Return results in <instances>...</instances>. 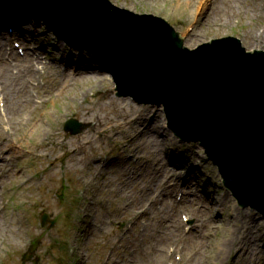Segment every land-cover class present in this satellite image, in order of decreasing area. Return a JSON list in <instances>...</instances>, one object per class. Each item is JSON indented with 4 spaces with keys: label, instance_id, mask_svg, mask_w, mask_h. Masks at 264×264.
<instances>
[{
    "label": "rangeland",
    "instance_id": "1",
    "mask_svg": "<svg viewBox=\"0 0 264 264\" xmlns=\"http://www.w3.org/2000/svg\"><path fill=\"white\" fill-rule=\"evenodd\" d=\"M111 1L166 18L190 48L234 35L264 50L248 34L264 17L215 23L226 0ZM232 4L264 10V0ZM44 28L0 9V264H264V216L239 207L203 148L183 142L162 107L118 97L107 73ZM5 76L28 86L35 107ZM69 117L94 125L73 136Z\"/></svg>",
    "mask_w": 264,
    "mask_h": 264
},
{
    "label": "water",
    "instance_id": "2",
    "mask_svg": "<svg viewBox=\"0 0 264 264\" xmlns=\"http://www.w3.org/2000/svg\"><path fill=\"white\" fill-rule=\"evenodd\" d=\"M0 6L87 52L113 76L118 96L163 105L170 129L202 142L239 207L264 216L263 51L247 52L231 36L193 50L166 19L110 0H0ZM90 125L73 120L67 129L79 133Z\"/></svg>",
    "mask_w": 264,
    "mask_h": 264
},
{
    "label": "bare ground",
    "instance_id": "3",
    "mask_svg": "<svg viewBox=\"0 0 264 264\" xmlns=\"http://www.w3.org/2000/svg\"><path fill=\"white\" fill-rule=\"evenodd\" d=\"M233 0H226L227 3H229V5H227L226 9L224 10L225 12V16L223 19H220L219 17L217 18V20H215V23L219 26L225 25V24H230L231 22H233V20L235 18H237L240 14H243L242 16H246L249 15L250 13V17H256L257 19H261L262 17H264V10L263 8H260L259 10L254 8L250 11V8L247 6H234L232 4ZM187 3L188 6H195L196 4H200L202 5V3L204 2V0H199V1H195V0H184L181 3ZM220 9H222V7H220ZM262 27H260V24H253V26H250L249 32L248 34H255L257 36H259L258 38L264 41V29L261 30ZM210 43V41H207L205 43H203V45ZM212 44V43H210ZM202 45V44H201ZM195 50V48L193 49ZM8 72V67L5 68L3 70V73ZM20 73V72H19ZM6 77V85H7V89L8 91H11L10 93H14L15 89H16V97L18 98L19 104L25 106L27 109L35 107V102L34 101L35 97L33 96V94H31L30 89L28 88V86L23 85L20 87L15 88V85L11 82V77L5 76ZM27 82V80H26ZM2 88L0 87V92H2ZM5 100V97H2V101ZM43 115H45V112L43 113ZM33 119V118H30ZM31 121L32 120H28L27 124L29 126V128L32 130V132L34 131V133H39V132H43V124L39 121H32L35 123V125H31ZM168 122L169 119H168ZM55 142H57L58 144L63 143V141L59 140V137H55ZM196 144H198L200 147H202L203 149L206 150L205 147L202 146V142L201 141H196ZM43 149V155L44 156H48V154L50 153L49 150H47V148L45 147H37V149ZM147 264H165V260L161 259V260H150L147 262Z\"/></svg>",
    "mask_w": 264,
    "mask_h": 264
}]
</instances>
